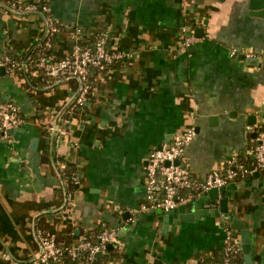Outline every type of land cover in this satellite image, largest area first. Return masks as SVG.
<instances>
[{"label": "crops", "instance_id": "crops-1", "mask_svg": "<svg viewBox=\"0 0 264 264\" xmlns=\"http://www.w3.org/2000/svg\"><path fill=\"white\" fill-rule=\"evenodd\" d=\"M44 1L62 25L56 58L101 30L110 46L132 55L93 79L57 143L45 124L78 80L44 85L35 74L0 66V99L14 100L23 117L7 136L0 132V264H38L40 226L73 241L94 238L103 223L118 228V240L94 264H213L227 225L242 243L234 217L249 229L253 264H264V172L247 173L221 193L229 195L227 221L213 211L179 222L171 214L164 228L163 211H139L148 152L189 125L196 129L185 151L193 174L234 158L254 162L264 125V17L252 12L251 0ZM42 29L38 11L0 9V58L37 45ZM189 35L195 39L185 45ZM56 156L78 177L66 203Z\"/></svg>", "mask_w": 264, "mask_h": 264}, {"label": "built area", "instance_id": "built-area-1", "mask_svg": "<svg viewBox=\"0 0 264 264\" xmlns=\"http://www.w3.org/2000/svg\"><path fill=\"white\" fill-rule=\"evenodd\" d=\"M0 9L12 13H28L38 11L43 19L42 51L33 54L22 52L18 55L4 54L0 58V66L9 71L19 73H32L49 84L53 80L75 78L78 87L72 98L60 111H55L52 118L45 124L46 130L51 133L55 143L61 140L65 129L67 116L82 106L89 93L93 89V79L110 66L124 61L131 52L114 48L109 45V34L106 30L95 33V36L86 42H76L70 52L56 58L53 50V40L61 30L62 25L57 21L51 11L50 5L44 0H0ZM79 29L71 30L72 36H77ZM195 37L189 35L184 44L189 45ZM250 54V53H249ZM92 70L95 71L93 79H90ZM23 117L19 113L16 102L12 99H0V132L7 136L10 128L21 124ZM196 134L193 125L177 131L169 142L161 147L152 148L145 162V195L139 211L159 209L165 211L181 203L196 198L207 192L212 187H220L230 181L245 176L254 171L264 172V129H259L254 147L255 159L251 166L234 158L225 167H213L203 177H199L189 168L185 151ZM176 160H179L176 162ZM55 164L62 169L66 164L62 159L56 158ZM59 174V171H57ZM72 182L76 184L78 177L72 174ZM70 193L66 194V201ZM64 203V205H65ZM227 221L228 215L222 213ZM94 238L83 237L66 244L57 241L55 233L36 229L39 249L34 255L33 261L38 264H52L67 257L79 261V264H93V258L99 251H103L108 243L118 240V228L107 227ZM225 256L222 260H215L213 264H240L237 259L243 254L242 243L230 226H226V242L224 244ZM5 257L8 255L3 253ZM82 256L84 257L81 261ZM246 264V263H245Z\"/></svg>", "mask_w": 264, "mask_h": 264}, {"label": "water", "instance_id": "water-1", "mask_svg": "<svg viewBox=\"0 0 264 264\" xmlns=\"http://www.w3.org/2000/svg\"><path fill=\"white\" fill-rule=\"evenodd\" d=\"M251 9L254 14L264 17V0H251ZM48 87L49 86H47V88ZM252 122H254V120ZM159 147H161V145ZM178 161L179 160H176V162ZM254 173L257 176H260L261 174V172L257 170L254 171ZM235 188H236L235 181H230L227 184L220 187H212L202 195L190 200L187 203L188 206L187 212H182L180 210V206H175L171 209L163 211L164 213L163 220L165 223L164 228L168 227L169 217L171 214H173L174 217H176V221L179 222V220H193L195 217L197 216L199 217L203 214H207L209 211H213L216 215H220L221 213H227L229 209L228 208L229 195L227 193L221 195V193L225 192L226 189H235ZM231 224L232 226L241 229L242 250L245 257V262L246 264H253V260L251 256V242L249 236V229L246 227L245 222L237 217L233 218ZM111 246H113V243H108L107 247H111ZM101 254L102 251H99L95 255L97 256ZM32 259H34V256Z\"/></svg>", "mask_w": 264, "mask_h": 264}, {"label": "trees", "instance_id": "trees-1", "mask_svg": "<svg viewBox=\"0 0 264 264\" xmlns=\"http://www.w3.org/2000/svg\"><path fill=\"white\" fill-rule=\"evenodd\" d=\"M42 46H43L42 42L38 43L37 45H33L30 49H28L27 52L36 54V53L43 50ZM95 71L96 70H92V72L90 74V79H93L94 75L96 74ZM24 73L26 74V72H22V75H24ZM71 79H74V81H77L75 78H71ZM40 81H41V83H43L44 80L40 79ZM75 84H77V82ZM260 129H264V125H262ZM55 158H59V157L56 156ZM58 171H59L60 180L62 182V187H63L65 193L66 194L70 193L72 190V185H73L71 177H72V174L75 173V170L70 165L65 164L64 167L62 169H58ZM41 227L45 228L43 226H40V228ZM55 236H56L57 241H59L60 243H63V244H66V243L70 242V240H71V239H67L65 241H62L60 236L57 233H55ZM214 254L217 255V256H215L216 258H214V261L215 260H222L225 256L224 246L220 249L215 250ZM83 259H84V257L82 256L81 261H83ZM97 259H99V258H97V256H95L93 258L92 263L94 264L95 262H97ZM237 259L239 260L240 264H245L244 254H241Z\"/></svg>", "mask_w": 264, "mask_h": 264}]
</instances>
